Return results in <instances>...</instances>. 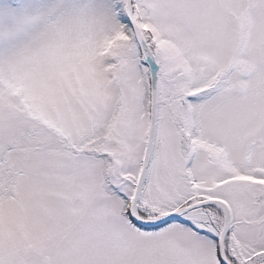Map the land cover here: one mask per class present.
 Here are the masks:
<instances>
[{"label":"snow or ice","instance_id":"snow-or-ice-1","mask_svg":"<svg viewBox=\"0 0 264 264\" xmlns=\"http://www.w3.org/2000/svg\"><path fill=\"white\" fill-rule=\"evenodd\" d=\"M0 264H264V0H0Z\"/></svg>","mask_w":264,"mask_h":264}]
</instances>
